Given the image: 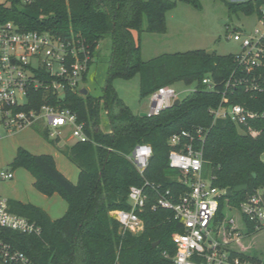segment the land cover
<instances>
[{"label":"trees","instance_id":"trees-1","mask_svg":"<svg viewBox=\"0 0 264 264\" xmlns=\"http://www.w3.org/2000/svg\"><path fill=\"white\" fill-rule=\"evenodd\" d=\"M178 1L200 6L199 0H0V23L13 21L25 30L50 31L59 36L74 35L84 41L93 60L100 53L102 40L110 42V59L106 83L99 95L68 90L55 101L70 108L85 124L89 140L74 142L62 152L74 162L79 175L72 182L49 154H34L20 147L11 162L12 169L24 167L34 176V186L43 194H60L68 207L63 216L53 219L41 207L9 200L13 212L27 216L42 227L41 235L9 230L6 239L24 252L34 264H170L175 253L173 234L182 231L174 211L153 208L161 191L170 189L176 195L188 190L179 180V170L170 167L174 148L170 137L183 130L203 128L205 176L216 187L231 188L220 200L217 217L229 218L228 210L239 211L241 204L264 191V116L250 120L257 135L241 128L230 118L215 119L211 109L223 98L225 81L235 69V54L219 55L197 49L163 54L145 61L134 32L165 33L166 13ZM232 12L258 13L264 0L227 2ZM91 62V65L93 63ZM140 73L141 95H151L163 86L179 82L193 84L195 90L157 115L134 112L118 95L112 81ZM212 75L215 91L202 86V79ZM261 84L258 91L243 87L227 92L230 102L264 111V60L254 71ZM88 74L84 76L86 81ZM30 107L49 103L51 90L31 89ZM107 127H102V115ZM48 137L47 130L42 131ZM58 141V139L53 140ZM140 144L152 146L149 164L140 172L130 159ZM148 182V183H147ZM144 187L147 205L141 217L145 228L134 234L120 233V223L111 215L117 209H130V187ZM235 217V216H233ZM236 218V217H235ZM248 233L256 230L247 217ZM159 242L156 246L155 243ZM264 264V254L249 255ZM0 264H8L0 261Z\"/></svg>","mask_w":264,"mask_h":264},{"label":"built area","instance_id":"built-area-1","mask_svg":"<svg viewBox=\"0 0 264 264\" xmlns=\"http://www.w3.org/2000/svg\"><path fill=\"white\" fill-rule=\"evenodd\" d=\"M259 27L252 32L235 29L233 39L240 42L241 51L235 54V69L225 81L221 104L211 109L215 119L230 118L242 131L253 135L259 132L250 120L264 116V111L252 110L240 103L229 101L227 92L243 87L248 92L258 91L261 84L254 76L264 60V4L257 13ZM93 58L86 44L74 35L59 36L50 31L25 30L13 21L0 23V140L12 133L44 123L49 138H61L70 131L75 142H85L89 136L85 124L70 108H61L55 101L64 98L68 90L79 91L89 73ZM202 86L215 91L217 84L212 75L202 79ZM51 90L49 103L30 107L31 89ZM195 90V87L194 89ZM148 116L157 115L175 104L179 92L174 85L163 86L150 95ZM205 140V131L183 130L173 134L169 142L170 167L180 171L179 180L188 186L185 193L176 195L170 189L161 191L153 208L174 211L182 231L173 234L175 253L170 264H261L237 248L247 235L244 217L254 223L255 229L264 228V202L261 193L252 195L239 209L242 226L235 217H217L220 200L227 189L216 187L212 178L205 176L203 148L196 147ZM153 154L149 144L138 145L130 155L140 172L149 164ZM14 178V172L0 168V181ZM148 183V182H147ZM128 201L130 209H117L111 215L120 223V233L138 234L145 228L142 213L148 202L144 187L132 185ZM9 230L24 234L41 235L42 227L27 216L13 212L9 199L0 193V261L8 264H34L21 250L7 239Z\"/></svg>","mask_w":264,"mask_h":264},{"label":"rangeland","instance_id":"rangeland-1","mask_svg":"<svg viewBox=\"0 0 264 264\" xmlns=\"http://www.w3.org/2000/svg\"><path fill=\"white\" fill-rule=\"evenodd\" d=\"M227 2H239L242 0H226ZM200 6L192 3L178 1L176 6L166 13L167 31L165 33L143 32L140 37L135 31V37L141 45V57L148 61L163 54L186 52L197 49L213 50L219 55L236 54L241 51V44L232 37L237 28L242 31L252 32L259 27L256 13L247 15L243 12L229 10L225 0H199ZM100 53L93 60L87 80L83 86L92 94L99 95L107 79V71L110 59V42L102 40ZM112 84L118 95L136 113L149 112L151 107L150 95H141L140 73L130 78L116 77ZM182 99L189 95L194 85L179 82L174 85ZM102 127H107V117L102 115ZM44 123L40 122L33 127L26 128L16 133L5 136L0 140V168L14 172V178L0 181V193L9 200H17L27 203H36L47 207L50 214L56 218L64 215L68 204L60 194L52 196L41 193L33 184L34 176L24 168L12 169L17 150L23 147L34 154H49L56 163L57 168L63 172L72 182L78 180L79 169L63 152L62 149L75 141L70 137L71 132L66 131L58 141L45 137L42 131ZM264 159V154H263ZM32 203V204H34ZM35 204V205H36ZM228 215L235 216L242 226L239 211L228 210ZM257 237H247L245 245H252L251 252L262 256L264 254V231ZM115 264H119V254Z\"/></svg>","mask_w":264,"mask_h":264},{"label":"crops","instance_id":"crops-1","mask_svg":"<svg viewBox=\"0 0 264 264\" xmlns=\"http://www.w3.org/2000/svg\"><path fill=\"white\" fill-rule=\"evenodd\" d=\"M135 34V33H134ZM142 113H144V112H142ZM261 197H262V200H263V202H264V191H261ZM32 203H34V202H32ZM34 204H36V203H34ZM37 205V204H36ZM37 206H39V207H41V208H43L48 214H49V216L51 217V218H53V219H55V217H53L51 214H50V212L48 211V209H47V207H45V206H43V205H37ZM262 231H264V228L263 229H261L259 232H257V233H255V234H253V235H246L238 244H237V248L239 249V250H241L242 252H244L245 254H247V255H258V254H256V253H253V252H251V250H252V245H245V243H244V240L245 239H247V237L249 238V237H257V236H259V235H261V233L260 232H262Z\"/></svg>","mask_w":264,"mask_h":264},{"label":"water","instance_id":"water-1","mask_svg":"<svg viewBox=\"0 0 264 264\" xmlns=\"http://www.w3.org/2000/svg\"><path fill=\"white\" fill-rule=\"evenodd\" d=\"M208 53H213V50L208 51ZM88 91H89V90H88L87 88H82V89L80 90V92H81L82 94H87ZM180 102H181V99H180V98H178V99L175 100V104H179ZM141 115H143V116H147L148 114L144 112V113H141ZM230 194H231V188H227V195H230ZM158 243H159V242L155 243L154 246H156Z\"/></svg>","mask_w":264,"mask_h":264}]
</instances>
